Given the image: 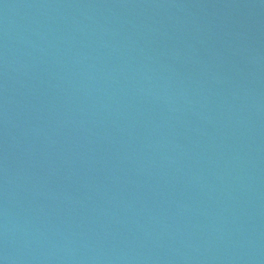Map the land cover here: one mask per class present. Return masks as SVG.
Listing matches in <instances>:
<instances>
[{"label":"water","instance_id":"water-1","mask_svg":"<svg viewBox=\"0 0 264 264\" xmlns=\"http://www.w3.org/2000/svg\"><path fill=\"white\" fill-rule=\"evenodd\" d=\"M0 264H264V0H0Z\"/></svg>","mask_w":264,"mask_h":264}]
</instances>
